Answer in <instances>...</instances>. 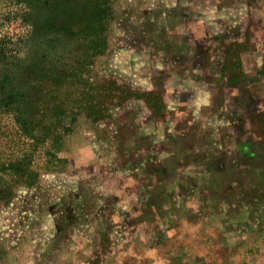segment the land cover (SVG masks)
I'll list each match as a JSON object with an SVG mask.
<instances>
[{"label":"rangeland","instance_id":"1","mask_svg":"<svg viewBox=\"0 0 264 264\" xmlns=\"http://www.w3.org/2000/svg\"><path fill=\"white\" fill-rule=\"evenodd\" d=\"M87 1L0 0V264H264V0Z\"/></svg>","mask_w":264,"mask_h":264},{"label":"trees","instance_id":"2","mask_svg":"<svg viewBox=\"0 0 264 264\" xmlns=\"http://www.w3.org/2000/svg\"><path fill=\"white\" fill-rule=\"evenodd\" d=\"M37 4L41 5V12L37 14H29L27 16L29 32L27 38L31 35L38 36L35 44H32L28 50L39 49L42 59L48 58L51 54L58 51L61 42L62 30L60 25L62 22L58 20L65 17L75 18V15H79L83 12V8L87 5V0H33ZM80 6V9H79ZM79 10V11H78ZM44 24V28L41 25ZM27 50V51H28ZM3 50H0V56ZM29 53V52H28ZM44 62L47 63L45 60ZM26 65L20 66L15 62H11L9 67L0 69V106H8L16 103L22 104L26 102V95L23 93L20 87L24 86L23 83H27Z\"/></svg>","mask_w":264,"mask_h":264},{"label":"crops","instance_id":"3","mask_svg":"<svg viewBox=\"0 0 264 264\" xmlns=\"http://www.w3.org/2000/svg\"><path fill=\"white\" fill-rule=\"evenodd\" d=\"M199 55L202 56L201 53H199ZM202 99H204L203 96H201L200 94H196L194 95V100H193V108H192V122H190V125H196V127H201L200 125H208L206 123V119L203 116V111L201 110L199 104H197L198 102H200ZM163 122V121H162Z\"/></svg>","mask_w":264,"mask_h":264}]
</instances>
